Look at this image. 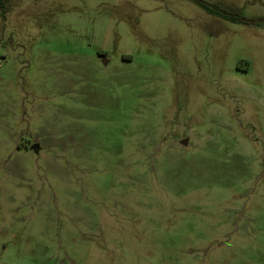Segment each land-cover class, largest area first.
Here are the masks:
<instances>
[{"label": "rangeland", "instance_id": "374dc122", "mask_svg": "<svg viewBox=\"0 0 264 264\" xmlns=\"http://www.w3.org/2000/svg\"><path fill=\"white\" fill-rule=\"evenodd\" d=\"M0 264H264V0H0Z\"/></svg>", "mask_w": 264, "mask_h": 264}, {"label": "trees", "instance_id": "16d2710c", "mask_svg": "<svg viewBox=\"0 0 264 264\" xmlns=\"http://www.w3.org/2000/svg\"><path fill=\"white\" fill-rule=\"evenodd\" d=\"M204 7L207 9V11L209 12V13H211V14H214V15H217V16H219V17H222V18H225V19H229V20H231V21H238V19L237 18H235V17H231V16H229L228 14H226L225 12H219V11H216V10H213V9H210V8H208L207 6H205L204 5Z\"/></svg>", "mask_w": 264, "mask_h": 264}]
</instances>
